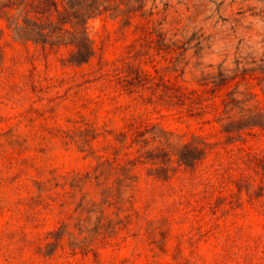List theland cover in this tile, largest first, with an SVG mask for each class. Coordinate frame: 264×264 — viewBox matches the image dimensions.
<instances>
[{
	"label": "trees",
	"instance_id": "1",
	"mask_svg": "<svg viewBox=\"0 0 264 264\" xmlns=\"http://www.w3.org/2000/svg\"><path fill=\"white\" fill-rule=\"evenodd\" d=\"M144 7L145 0H0V90L4 99L16 102L26 94L69 85L64 97L55 100L72 97L75 106L81 101L82 109L90 112L71 127L44 130L45 148L56 140L91 162L84 171L59 176L49 170L39 172L38 179L29 178L37 189L31 199L36 204L54 203L59 199L54 190L69 189L65 196H69L70 215L60 223L59 231H68L72 223V232L55 230L48 237L56 250L64 249L67 235L72 256H96L120 234L125 233L124 241L134 237L131 232L137 224L143 223L141 229L148 237L166 240L174 224L188 222L200 239H215L216 253L260 248L264 252V224L261 238L250 240L236 222L246 217L247 208L264 218V150L232 147L247 135L264 133V74L259 94L250 88L247 69L240 61L231 69L226 60L216 67L198 62L190 68L186 54L192 48L201 50V43L190 48L192 38L180 30L163 31L166 19L148 21L142 27L141 50H128L115 61L102 53L93 65L97 52L88 33L89 22L108 16L128 28L138 15L148 16ZM150 44L157 55L150 54ZM16 45L26 55L9 56ZM61 52L68 54L62 60L64 66L91 70L58 84L51 82L37 64ZM160 55L165 61L161 69L154 65L152 73L141 66L142 59L154 63ZM24 64L30 68L21 71ZM188 73H196V86L186 85ZM167 74H175L176 81L165 79ZM106 106L110 107L106 112L118 120L97 122L98 110ZM154 116L186 123L189 130H166L153 123ZM193 125L216 130L224 140L213 142L191 131ZM0 135L9 138L14 151L22 149L16 128ZM141 170L167 184L159 208L151 204L143 210L135 207ZM181 173L186 176L179 185H172ZM18 178L15 175L11 182ZM159 244L153 240L150 245L158 248Z\"/></svg>",
	"mask_w": 264,
	"mask_h": 264
},
{
	"label": "rangeland",
	"instance_id": "2",
	"mask_svg": "<svg viewBox=\"0 0 264 264\" xmlns=\"http://www.w3.org/2000/svg\"><path fill=\"white\" fill-rule=\"evenodd\" d=\"M144 12L148 16L138 15L128 28H123L108 16L89 22L88 33L97 52L93 65L97 64L102 53L106 59L115 61L125 57L128 50H141L145 39L142 27L148 21L166 19L163 31L180 30L187 38H192L190 48L201 43V50L192 48L186 54L190 68L198 62L216 67L226 60V66L231 69L235 67V62L240 61L247 69L245 75L250 88L261 94L259 81L264 74V0H145ZM154 47V44H150V54L157 55ZM34 50L33 47L29 48L30 53ZM18 53L26 55L27 52L16 45L15 51H10L8 55ZM67 56L66 52L51 54L47 63L42 61L37 64V69L51 82L57 81V84L76 73L91 70L90 67L64 66L62 60ZM164 63L160 55L154 63L142 59L141 66L154 73V65L161 69ZM29 68L28 64H24L19 69L26 71ZM195 74L188 73L184 77L187 86H196ZM174 76L167 74L165 79L176 81ZM68 87L64 85L45 93L26 94L16 102L5 100L4 92L0 90V134L16 128L22 143V149L14 151L8 145L9 138L0 135V264H264L261 248L216 253L213 248L215 239H200L188 222L174 224L166 240H162L161 236L148 237L141 229L143 223L137 224L131 232L136 234L134 237L124 241L125 233H122L100 249L96 256H72L67 248V235L62 243L64 249L56 250L54 240L48 235L52 231H59L62 227L60 223L69 218L70 201L69 196H65L69 189L59 187L54 190L59 195L54 203L40 201L36 204L31 200L37 192L31 180L38 179L42 171L55 170L59 176L84 171L91 163L83 160L75 148L66 149L56 140L45 148V128L58 125L71 127L72 122L80 120L81 116L89 117L90 112L82 109L81 101L75 106L71 102L72 97L67 101L55 100L64 97ZM109 108L106 106V109L98 110L97 122L109 118L118 120L117 116L106 112ZM157 117H153V123L166 130H189L186 123ZM191 131L213 142L224 140L216 130H200L199 126L193 125ZM232 147H241L249 152L264 150V133L247 135L244 141ZM42 149H46V152H41ZM15 175L19 178L12 183L11 178ZM139 176L136 209L143 210L148 204H151V208H159L161 193L167 184L149 178L146 170H141ZM185 176L184 173L179 174L172 185H179L180 179ZM246 211V217H239L236 222L242 226L247 238L258 240L263 231L264 218L248 208ZM155 213L156 210H152V214ZM72 226L71 223L68 231L64 229L59 233H71ZM153 240L160 241L158 248L150 245Z\"/></svg>",
	"mask_w": 264,
	"mask_h": 264
}]
</instances>
